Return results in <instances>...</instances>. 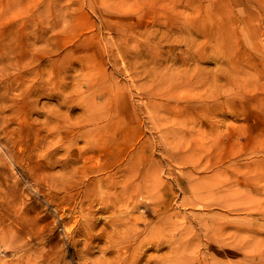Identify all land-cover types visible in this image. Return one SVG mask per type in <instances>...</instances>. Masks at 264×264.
Returning a JSON list of instances; mask_svg holds the SVG:
<instances>
[{"label": "rangeland", "instance_id": "1", "mask_svg": "<svg viewBox=\"0 0 264 264\" xmlns=\"http://www.w3.org/2000/svg\"><path fill=\"white\" fill-rule=\"evenodd\" d=\"M190 1L197 16L209 20L211 13L201 36L178 29L186 0H166L165 6L162 0H0V13L12 14L18 28L29 15L30 37L24 32L17 42L29 53L50 50L45 68L26 71L10 86L7 80L19 71L4 73L0 64V232L10 227L16 239L12 250L0 240V262L129 264L138 255L137 264H264V181L259 188L244 180L247 171L264 170L263 95L226 81L234 65L241 71L233 77L258 78L264 0ZM41 27L44 35L36 40ZM148 70L160 73L157 82ZM185 72L197 83L181 79L165 90L163 78ZM40 83L47 93L30 96ZM3 89H9L6 97ZM156 89L167 96L153 95ZM62 91L75 98L74 106L59 105ZM217 91L222 100L245 96L254 105L221 106L215 114L226 115L213 126L209 111L184 110L179 118L191 127L204 123L189 137H166L169 127L154 123L156 115L174 118L167 111L176 105L169 101L174 97H183L182 106L187 97ZM113 105L123 116L118 133L126 139L97 147L93 120ZM60 112L63 138L71 142L67 153L50 145L41 128ZM20 132L29 136L19 138ZM97 155L105 166L83 175L82 167L98 162ZM65 158L76 160L74 174ZM161 199L158 214L146 221L142 210L124 208Z\"/></svg>", "mask_w": 264, "mask_h": 264}, {"label": "bare ground", "instance_id": "2", "mask_svg": "<svg viewBox=\"0 0 264 264\" xmlns=\"http://www.w3.org/2000/svg\"><path fill=\"white\" fill-rule=\"evenodd\" d=\"M163 2V6H165V1L166 0H162ZM182 6L184 8H186L183 13H182V18L183 21L180 23L179 25V30L181 33H188L190 35H196V36H201L202 34H204L205 31V26L209 24L210 20H211V13L210 16L206 17L207 19H204L200 16H197V14H195L196 9H192L193 8V2L190 0H186V2L181 3ZM219 6H221L220 3H218ZM208 10V9H206ZM248 19H251V16L247 17ZM0 20H2V26H4V28H6L5 30L2 31V34L4 35V38H2V42H1V48H0V64H3V67L1 68L4 73L9 71L12 68H15L16 70H18V74L15 75V77L13 78H9L7 80V86H10L13 82L15 83L16 80L18 79H22V77L25 75L26 71L31 70L32 71H38L41 70L42 68H45L47 66V64L43 65L42 62L44 60H46V55L47 53H49L48 49H46L45 47L41 48L40 50L37 51H30L29 53V48L27 47V51L24 49V47L22 46V42L18 43V38H22V36H24V32L27 30L30 20H29V15L25 14L24 16H22L20 18V23H19V28L16 26L17 25V20L14 19V16L12 14H8L6 15L5 12H1L0 13ZM12 20L13 23L11 25H9V21ZM231 24V20L229 19L228 22H225L224 25L222 26V28L220 30L226 29L227 27H229ZM0 27V28H1ZM5 31V33H4ZM30 34H31V30L29 29ZM45 32V29H43V27H41V32L36 31L35 32V38L36 40H39L40 38L43 37V33ZM29 32L27 31V34L25 32V37H30ZM185 40H189L188 42L192 45L194 42V38L193 39H188L187 37H185ZM123 43V41H122ZM28 45V44H26ZM229 46V45H228ZM29 55L30 58V62L26 63L24 62V59L26 58V56ZM260 58V63L261 66H259V71H257L256 69H254L257 74H258V78H254L253 75L246 73L243 76L244 77H240V76H234L232 73H237L238 71H241V66H236L234 65L233 67V71L230 75H228L229 77H227L226 81L227 82H233V83H242L243 87L245 88L244 92H248L247 90H257L260 91L262 93L263 96L260 97L261 100L264 101V50L263 52L260 53L259 55ZM57 63V61L55 62V60H50L49 64L53 66H55V64ZM149 73L147 74L148 76L153 77L154 79H152L154 82L156 80V82L159 80V76L160 73L158 74L157 71H153V70H148ZM30 72V73H31ZM61 73V72H60ZM156 74H158V76H156ZM182 79L181 83H189V84H196L197 80L196 79H192V76L189 75L188 72L183 73L180 77H173V76H169L166 78L162 79V82H164L166 84V88L165 90L169 89V88H174L175 85H178V83L180 82V80ZM208 81V80H207ZM213 83H218V78H213L212 79ZM160 82V83H162ZM13 83V84H14ZM250 86H252L253 88H249ZM144 88H146V85H143ZM158 89L162 90L161 86L158 87ZM8 90L9 89H3V91L1 92V96L2 97H6L8 94ZM47 88H45V85L43 83L37 84L32 91H30L29 95H37L38 97H40L41 95L46 94ZM151 93L154 94H159L161 96H167V94H164L159 91H151ZM220 92H212V94L207 95L206 97L209 98H205L204 96H197L198 100H194L193 96L191 97H187L185 100V105L180 106L179 103L180 101L183 99V97L179 96V97H174V99L169 100V101H175L176 105L170 104V106H167V111L172 115L173 114V119L170 120L168 117H166L165 121H164V117H158V115H156L157 118H155V124H157L156 126H158L159 128H161V126L166 125L169 127V132L163 131L164 135L166 137H168L170 135V133H172V136L175 137L178 134H181L183 137H189L188 135H193L196 133V129L193 127H201V125H204V123L198 125L195 124L193 127H191L190 125H188V123H185V121L181 118H179V113L183 112L184 110H186V112H200L203 110H207L209 111V113H207L206 115H208L207 117V121L211 120L210 124L213 126V122L216 120V118L219 115L225 116L226 114L224 113H219V114H215L214 110H218L221 108V106L223 105H234L235 107H237V102L236 101H240L241 105L243 107H248L249 105L252 106L254 105V98L252 101L250 100H244L243 98H245V96H241V97H230V98H226L224 100L220 99L219 96H215L217 94H219ZM243 93V94H246ZM58 98V103L61 106L62 103L63 105H65L66 103H69L72 106H74L75 103V98L74 97H65V94L63 95V91L62 93H59L56 95ZM93 100V99H92ZM91 100V101H92ZM15 102V101H14ZM93 102V101H92ZM34 102L31 103V107H33ZM149 107H151V104H148ZM180 106V107H178ZM237 109V108H236ZM109 112V114H105L104 113H99L96 114V117L93 120V125H94V131H95V146H101L104 148H108V146L112 147V144H114L116 141L119 139V136L122 140L120 141H124L126 139L125 135L121 136L119 135L118 131H120L121 129V125H123V116L120 115L117 112V107L116 106H112L111 109L107 110ZM15 114H20L19 111H14ZM184 113V112H183ZM55 114V113H53ZM51 114L50 117H48L49 122L46 123L45 125H43V127H41L44 131H46L45 134V138H49L50 140V145H52L54 147L55 145V149H62L64 151H66V153L69 151V148L71 147V142L70 140H65L63 138V132L61 130L62 127V122L60 121L61 119V112L58 115H53ZM185 114V113H184ZM90 119L93 118L94 116H89ZM108 117V119H107ZM106 118V123L102 124L103 119ZM154 118V117H153ZM158 119V120H157ZM64 120H66V117H64ZM164 121V122H162ZM162 122V123H161ZM206 122V121H205ZM178 127L182 128L180 130H178ZM71 131L75 134L76 133V123H71ZM215 128H216V123H215ZM214 128V129H215ZM159 131H162L159 129ZM172 131V132H171ZM12 133H15V130H13ZM24 136H29L28 134H22V132L19 133V138H23ZM18 138V140H19ZM98 156V155H97ZM67 157V156H66ZM97 161L95 164H91L90 166L87 165L82 167L81 173L83 175H86L87 170H98V169H102L105 166L106 161H102L100 156L97 157ZM67 162V166L70 168V173L74 174L76 172V160H74L73 162L69 159V158H65V161ZM73 163V165H71L70 163ZM102 162V163H100ZM105 162V163H104ZM135 167V166H134ZM136 169V167H135ZM245 179L246 181L251 180V182L254 185H258L259 182L264 181V170H253V171H247L246 172ZM247 178V179H246ZM68 180V179H67ZM241 180V179H239ZM75 182H77V177L74 178V181H71V184H74ZM264 184V182H263ZM137 185V184H136ZM260 188V186H259ZM262 189H264V185L261 186ZM248 196V195H247ZM165 198V196L163 197V199ZM160 205V206H159ZM163 205L162 203V199L161 200H157L154 204H150V203H145V202H139V203H134V204H128L125 205L124 208L125 209H131L135 212H137L138 210H142V214H140L142 216V218L146 221V217L150 214L152 215H157L158 214V208H160ZM117 207V206H115ZM120 209V208H119ZM114 210H118L117 208H114ZM135 223L137 224L138 222L135 221ZM136 227V226H135ZM3 235H6V242H4V239L2 237ZM0 240H2L3 244L6 245V248H10L11 250L13 249V245L16 242V239L13 238V229L12 228H8L2 232H0ZM7 243V244H6ZM168 247L170 248L173 243H174V235L172 234V232H170L169 237H168ZM1 247V246H0ZM10 251V250H9ZM76 252V251H75ZM77 254V252H76ZM44 256V255H43ZM163 258H158V262H161ZM137 261H140V258L138 255H133L131 256V258L129 259V264H137ZM171 261V259H170ZM0 264H6L5 261L0 262Z\"/></svg>", "mask_w": 264, "mask_h": 264}]
</instances>
